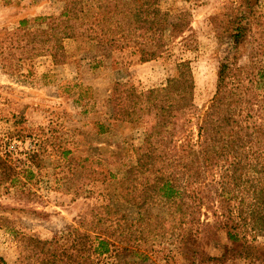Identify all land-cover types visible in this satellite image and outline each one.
Instances as JSON below:
<instances>
[{
  "label": "rangeland",
  "instance_id": "obj_1",
  "mask_svg": "<svg viewBox=\"0 0 264 264\" xmlns=\"http://www.w3.org/2000/svg\"><path fill=\"white\" fill-rule=\"evenodd\" d=\"M159 6L182 28L173 35L168 26L159 56L139 61L126 48L104 57L79 39H66L64 61L53 62L51 42L38 32L46 28L44 19L60 16L64 1L0 0V257L6 264H39L41 256L29 238L60 236L66 248L62 237L68 227L78 226L98 205L118 202L133 148L158 135L154 112L134 123L114 119V83L138 92L161 87L176 76L177 63L187 60L192 101L200 112L209 105L219 61L228 56L224 28L237 0H159ZM256 10L258 24L264 23V0ZM258 36L235 43L231 55L237 65L249 62L247 53L255 50ZM143 45L153 48L147 40ZM257 59L256 67L264 68V56ZM184 238L185 246L178 248L167 243L169 234L159 238L157 257L144 264H264V231L254 240L247 237L244 244L254 247L246 250L242 241L217 231Z\"/></svg>",
  "mask_w": 264,
  "mask_h": 264
},
{
  "label": "trees",
  "instance_id": "obj_2",
  "mask_svg": "<svg viewBox=\"0 0 264 264\" xmlns=\"http://www.w3.org/2000/svg\"><path fill=\"white\" fill-rule=\"evenodd\" d=\"M63 1L60 16L44 19L46 28L38 32L51 42L53 62L64 61L66 39H79L100 56L127 48L139 61H147L162 53L168 26L173 35L182 32L159 0ZM258 2L237 0L224 28L230 38L228 56L219 61L215 93L205 111L192 101L194 83L187 60L177 63L176 76L161 87L138 92L114 83V119L134 123L154 112L158 135L145 137L133 148L134 161L123 171L125 189L117 195L118 202L98 205L78 226L68 227L62 237L66 248L60 236L29 238L41 256L39 264H96L98 259L144 264L155 260L154 245L168 234L167 243L178 248L185 246L187 234L217 231L244 244L247 237L254 240L264 231V89L251 88H264V68L256 67L257 57L264 56ZM255 32L259 38L255 50L247 53L249 62L237 65L231 55L235 43L243 44ZM146 40L153 43L152 49L143 47ZM250 247L251 242L243 246ZM0 264H6L1 257Z\"/></svg>",
  "mask_w": 264,
  "mask_h": 264
}]
</instances>
